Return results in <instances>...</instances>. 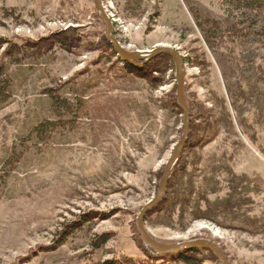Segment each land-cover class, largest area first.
I'll use <instances>...</instances> for the list:
<instances>
[{"label": "rangeland", "instance_id": "obj_1", "mask_svg": "<svg viewBox=\"0 0 264 264\" xmlns=\"http://www.w3.org/2000/svg\"><path fill=\"white\" fill-rule=\"evenodd\" d=\"M247 1L103 0L127 50L184 60L191 134L145 226L230 264H264V0ZM0 89V264H184L135 224L183 132L169 57L122 62L92 0H0Z\"/></svg>", "mask_w": 264, "mask_h": 264}, {"label": "water", "instance_id": "obj_2", "mask_svg": "<svg viewBox=\"0 0 264 264\" xmlns=\"http://www.w3.org/2000/svg\"><path fill=\"white\" fill-rule=\"evenodd\" d=\"M94 9L106 28V41L111 45L117 57L124 63L136 68H143L152 60L166 56L174 63L176 81V100L183 115L182 135L176 143L168 162L165 165L156 195L140 210L136 217V229L144 246L157 256L178 255L181 253L202 250L213 254L220 264H230L219 244L210 239H194L173 244H164L154 239L145 226L147 215L156 209L166 196L169 182L178 164L191 134V112L187 101V84L184 60L180 52L171 47L159 46L151 50H127L115 36L114 23L109 17L103 0H92Z\"/></svg>", "mask_w": 264, "mask_h": 264}, {"label": "trees", "instance_id": "obj_3", "mask_svg": "<svg viewBox=\"0 0 264 264\" xmlns=\"http://www.w3.org/2000/svg\"><path fill=\"white\" fill-rule=\"evenodd\" d=\"M253 1H255V0H249L247 2L249 4H251ZM115 36L117 37V33L116 32H115ZM120 43H121V41H120ZM3 97H4V90L0 89V102L2 101ZM45 128H46V124L40 125V126H38L36 128V132H40L41 130H44ZM164 200H163V202H164ZM216 243H217V241H216ZM201 251L202 250H193V251L181 253V254L177 255V259H179L184 264H199L198 260L196 259V255L201 253ZM151 255L154 256L153 253H151ZM169 256H172V255H168L167 257H169ZM105 264H115V263L114 262H107Z\"/></svg>", "mask_w": 264, "mask_h": 264}, {"label": "bare ground", "instance_id": "obj_4", "mask_svg": "<svg viewBox=\"0 0 264 264\" xmlns=\"http://www.w3.org/2000/svg\"><path fill=\"white\" fill-rule=\"evenodd\" d=\"M107 9V8H106ZM107 13H108V10H107ZM109 15V14H108ZM109 17H110V15H109ZM111 18V17H110ZM112 21H113V19H111Z\"/></svg>", "mask_w": 264, "mask_h": 264}]
</instances>
